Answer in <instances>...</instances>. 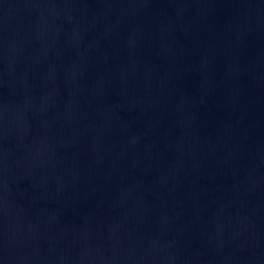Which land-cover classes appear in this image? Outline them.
Listing matches in <instances>:
<instances>
[{"label": "water", "instance_id": "95a60500", "mask_svg": "<svg viewBox=\"0 0 264 264\" xmlns=\"http://www.w3.org/2000/svg\"><path fill=\"white\" fill-rule=\"evenodd\" d=\"M0 264H264V0H0Z\"/></svg>", "mask_w": 264, "mask_h": 264}]
</instances>
